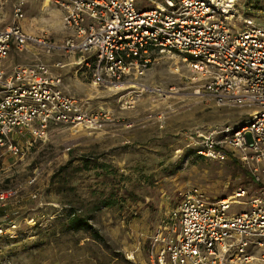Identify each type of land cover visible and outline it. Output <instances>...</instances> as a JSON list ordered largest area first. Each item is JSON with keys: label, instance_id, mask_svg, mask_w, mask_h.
Segmentation results:
<instances>
[{"label": "rangeland", "instance_id": "obj_1", "mask_svg": "<svg viewBox=\"0 0 264 264\" xmlns=\"http://www.w3.org/2000/svg\"><path fill=\"white\" fill-rule=\"evenodd\" d=\"M15 2L0 16L7 24ZM233 7L264 26V0H235ZM24 12V28L67 37L53 5L26 0ZM33 60L16 50L6 59L9 65ZM64 69V90L88 114L105 119L97 129L52 126L45 141L24 146L19 157L0 158V191L17 192L0 205V224L16 225L0 237V264H152L151 236L176 223L181 193L197 186L218 200L248 186L239 166L197 156L189 137L239 125L254 108L217 105L202 90L194 94L192 73L179 57L155 54L142 77L112 85L94 84L87 70ZM240 209L234 205L231 212ZM73 213L89 217L101 237L69 229ZM262 254L248 264H264Z\"/></svg>", "mask_w": 264, "mask_h": 264}, {"label": "built area", "instance_id": "obj_2", "mask_svg": "<svg viewBox=\"0 0 264 264\" xmlns=\"http://www.w3.org/2000/svg\"><path fill=\"white\" fill-rule=\"evenodd\" d=\"M48 1L63 12L68 35L61 41L23 27L26 0L13 4L11 24L0 19V158L19 157L24 146L45 141L52 126L97 129L105 119L101 112L88 114L64 90L53 71L62 62L52 67L39 52L76 57L78 70L89 71L97 85L142 77L155 54L177 56L192 73L194 94L202 90L217 105L254 108L239 125L189 137L199 157L236 159L250 183L218 200L197 186L181 193L176 223L151 236V263H251L264 250V26L235 10V0L231 9L225 0ZM138 1L152 7L140 8ZM9 2L0 0V16ZM11 50L34 60L9 65ZM16 194L0 191V205ZM234 205L241 209L231 212ZM13 229L11 220L1 223L0 237Z\"/></svg>", "mask_w": 264, "mask_h": 264}, {"label": "crops", "instance_id": "obj_3", "mask_svg": "<svg viewBox=\"0 0 264 264\" xmlns=\"http://www.w3.org/2000/svg\"><path fill=\"white\" fill-rule=\"evenodd\" d=\"M44 2H47V4L50 6V4L51 5H53L54 6V8H56L57 9V12H58V14L60 15V17H61V22H62V17H63V12H62V10L61 9H59V8H57V6H55L53 3H51V2H49L48 0H44ZM24 27V26H23ZM63 27V26H62ZM45 34H46V32H44ZM64 34H67V32H65V30H64ZM65 38V37H64ZM64 38H50L52 41H56V42H58V41H61V40H63ZM31 56V55H30ZM39 56H40V54H39ZM61 56H66L65 58H67L68 59V61H64V60H58L57 58L58 57H61ZM32 57V59L34 58L33 56H31ZM46 57V56H45ZM42 59H43V61L44 62H46V63H48V64H50L52 67L54 66L53 64H55L56 62H62V66L60 67V68H53V71L54 72H56L57 74H60L61 76H62V78H63V87H64V80H65V78H66V74H67V72L68 71H66L64 68L65 67H67V66H69V68L71 67L72 68V70H73V74H78L79 73V71L80 70H78V66H77V64H76V57H74V56H71V55H64L63 53H61V52H55L53 55H52V57H46L45 59L43 58V57H41ZM82 73H84L85 74V72H80L79 74H81L82 75ZM66 89V88H65Z\"/></svg>", "mask_w": 264, "mask_h": 264}, {"label": "trees", "instance_id": "obj_4", "mask_svg": "<svg viewBox=\"0 0 264 264\" xmlns=\"http://www.w3.org/2000/svg\"><path fill=\"white\" fill-rule=\"evenodd\" d=\"M229 161L231 163H233L234 165L239 166L243 170L244 176L246 178L250 179L248 177V174H247L245 168L236 159H232V160H229ZM89 162L90 161H88V162L86 161V163H89ZM84 165H87V164H84ZM248 181L247 182L250 183V180H248ZM89 219H90L89 217L84 216L82 214L73 213L68 219V227H69V229H72L74 231L82 230V231H85V232L92 233V235L94 237L100 238L101 236L91 226V224L89 222Z\"/></svg>", "mask_w": 264, "mask_h": 264}, {"label": "bare ground", "instance_id": "obj_5", "mask_svg": "<svg viewBox=\"0 0 264 264\" xmlns=\"http://www.w3.org/2000/svg\"><path fill=\"white\" fill-rule=\"evenodd\" d=\"M233 0H230V1H228L226 4H225V8L226 9H231V7H232V2ZM158 90V92H162V90H160V89H157Z\"/></svg>", "mask_w": 264, "mask_h": 264}]
</instances>
